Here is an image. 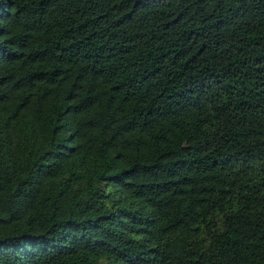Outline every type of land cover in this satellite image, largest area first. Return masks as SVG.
I'll return each mask as SVG.
<instances>
[{
	"label": "trees",
	"instance_id": "1",
	"mask_svg": "<svg viewBox=\"0 0 264 264\" xmlns=\"http://www.w3.org/2000/svg\"><path fill=\"white\" fill-rule=\"evenodd\" d=\"M0 264H264V0H0Z\"/></svg>",
	"mask_w": 264,
	"mask_h": 264
}]
</instances>
